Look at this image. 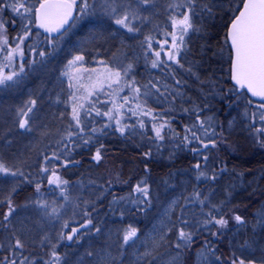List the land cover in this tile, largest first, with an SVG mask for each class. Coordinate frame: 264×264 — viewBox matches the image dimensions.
I'll return each instance as SVG.
<instances>
[{"label": "trees", "instance_id": "trees-1", "mask_svg": "<svg viewBox=\"0 0 264 264\" xmlns=\"http://www.w3.org/2000/svg\"><path fill=\"white\" fill-rule=\"evenodd\" d=\"M91 1L89 0L90 3ZM172 2L174 4L183 0H172ZM170 5L172 4L163 8L165 20L170 21L171 15L177 19L182 18L175 13L172 14ZM240 6L241 0H195V15L191 16V22L197 30L190 29L187 36H184L185 48L178 57L183 67L175 64L174 61H169L168 64L161 63L156 68L151 64L152 60L156 59L154 53L157 51L161 52L160 61L167 59L166 52L171 46V40L169 38L168 43L165 44V33L174 31L170 25L164 26L162 30L154 29L148 35L141 30L137 32L142 40L143 51L148 56L141 64H131L129 77L135 78L141 93L146 91L143 85H149L151 89L149 82L158 84L160 95H156L155 89H151L149 96H141L140 99L143 110H150V114L140 115L141 110L138 109V114L132 115L128 111L129 106L125 105L120 109L118 118L121 121L120 126L128 127L121 133L114 121L109 122L108 117H98L93 112L91 116L85 118L83 112L81 124L84 132L80 133L79 137L73 136L71 140L65 139L64 146L56 152L60 159L53 160L48 166L55 168L58 175L67 180L68 184L79 183L98 187V194L90 197L91 201L88 200L89 203L84 209V223L80 221L70 226L68 230L77 229L80 236L76 235V237L87 234V231L81 232L83 224L87 225V222L91 221L93 227L95 225L99 228L110 218L131 219L138 223L140 229L144 228L155 212L154 197L151 195L153 188L157 187L163 195H166L178 187L177 175L187 173L194 182L183 192L179 210L187 211L189 219L193 218V221H189L192 230L187 229V231H191L194 235L190 247L179 250L176 264L212 262L230 264L233 259L243 260L244 264H264L242 257L237 253L236 248L238 243L243 245L252 240V234L261 227L264 216V146L258 143V140L264 141V136L255 131L256 128L264 127L259 119L264 113L260 105L264 103L253 99L244 89L233 84L232 51L229 43L226 42L229 23ZM2 15L4 20L18 18L22 25L25 23L24 18L11 9ZM20 26L18 24L17 28ZM11 30L12 27L8 28L7 35L10 44L15 47L12 38L18 34L23 35L24 29L20 28L18 33ZM175 33L180 36L179 30ZM146 37H151V49L145 42ZM47 38L49 37L40 33V37L34 40L30 49L28 48L30 34L21 45L25 52L23 61L37 51H46ZM42 43L45 48L40 47ZM1 55L6 56L7 53L0 54V60L5 57L2 58ZM3 63L6 61L3 60ZM15 63L17 66L13 68L14 70L21 60L17 58ZM129 64L122 68V73ZM189 68L191 72L187 71ZM125 82L122 79L121 85ZM121 85L115 84L104 93L111 94ZM124 95H128L131 100V93L127 88L119 92V96ZM112 98L117 99L118 103L122 102L118 97L97 95V93L89 100L95 103L96 109L104 112L111 109ZM135 104L136 101L131 102L132 107H135ZM89 107L88 101L85 108ZM197 113L200 119L205 121L204 127L209 129V133L213 129L217 133L213 137L216 146L214 148L210 146L200 153L192 151L200 147L197 142L193 141L189 144L182 140L185 127H191L196 123ZM234 114L243 121V129L227 134L226 121ZM141 121L144 124L143 128L139 127ZM109 124V127H104L103 132L93 134L91 131L93 128H101ZM162 124L164 127L161 135L164 139L159 140L155 138L153 126L159 128ZM133 125L135 127H132ZM71 131L76 132L78 129L73 127ZM193 131H197V135L204 139L202 131L195 128ZM177 133L179 136L176 135ZM84 141L88 143L85 144ZM205 143H208L207 139ZM101 145H103L102 159L97 162L93 157ZM145 153L151 154L145 156ZM203 156L208 157L207 165L202 159ZM65 161H67L66 166L61 167ZM197 163L209 177L215 175L216 179L197 180V171L194 168ZM38 178L39 176L35 175L34 179L33 168L28 175L22 176L24 183L12 198L16 207L20 206L22 200V203L25 201L24 193L27 189L30 190L33 199V195L36 194L35 185L39 183L36 182ZM40 178H43L45 183L44 185L40 182L41 189L55 187L48 184V179L51 178L50 172ZM142 180L148 186L147 197L135 191L136 184ZM250 180H253L252 184H249ZM143 186L142 184L141 187ZM195 192L200 193L199 199L193 196ZM200 200H204V203L201 204ZM26 203L27 201L22 206ZM6 210L7 204H0V213ZM208 212H211L216 219L223 218L228 223L223 227L214 222L205 223L210 219ZM236 215L242 217V223L234 219ZM91 227L89 225L88 229ZM15 238L11 224L0 227V244L4 245V249L0 248V261H3L4 257H9L16 259L19 264V260L25 256L29 261L50 259L47 253L51 247L47 245L43 247L34 244L25 245L24 249L15 252L12 246L5 249L8 244H14ZM61 245L65 246L63 243ZM174 245L155 253L157 259L152 261V264H167L177 255ZM148 260L144 264H148Z\"/></svg>", "mask_w": 264, "mask_h": 264}, {"label": "rangeland", "instance_id": "rangeland-1", "mask_svg": "<svg viewBox=\"0 0 264 264\" xmlns=\"http://www.w3.org/2000/svg\"><path fill=\"white\" fill-rule=\"evenodd\" d=\"M37 2V0H29L26 6L37 8ZM77 2L79 4V0ZM120 2L123 4L131 2L132 7L137 9L139 19L132 21L130 25L137 31L129 32L116 25L113 18L103 11L101 7L103 0H96L94 7L89 9L87 15L81 16L78 12L77 17L80 18L73 20L69 24L71 27L69 25L65 27L67 31L62 29V35L59 33L55 37L47 38V50H44L43 57L37 54L38 51L29 55L23 61L24 71L12 81L0 85V159L12 171L19 168L24 175H28L33 168L34 179L35 175L39 176L36 182H42L45 185L40 176L46 173H42L41 169L48 167L49 163L44 157L52 156L53 152L56 153L61 146H64L69 126L74 123L71 120V104L69 103L72 94L75 93L78 98L77 105L83 104L85 107L89 99L96 94L93 92V95L88 97V92L92 91V85L98 86L103 81V91L109 89L106 81L108 70L113 72L119 70L122 73V68L126 64L137 65L146 61L148 55L143 51L142 40L137 35L138 31L141 30L148 35L154 29L162 30L167 25L172 27L171 22L165 20L166 15L163 10L164 7L173 4L172 0H149L146 5L137 4L136 0H120ZM92 3L93 0L90 4ZM23 20L26 22L25 19ZM17 27L18 25L13 26L11 31L18 33L21 27ZM34 37L36 38H33V41L31 38L29 42L32 46L34 40L40 37L39 30ZM40 47L45 48L44 44ZM76 54L83 55L84 61L75 66L66 67L68 61ZM4 56L1 55L2 58ZM3 60H0V63H3ZM12 70L19 72V67ZM65 72L68 75H64ZM70 77L76 79H70ZM70 83L72 87H69ZM81 85L87 87H81ZM114 85L115 83L112 87ZM32 100L36 101L32 106L33 111L28 114V117L20 116L19 110H26V105L31 106L29 102ZM83 112L84 110L80 109L81 120H83ZM29 117L31 118L29 127L20 128V120ZM240 129H243V121L234 114L226 121V132L233 134ZM177 181L178 187L166 195H163L157 187L153 188L151 195L154 197L155 212L144 228L140 229L138 223L131 219L110 218L99 228L95 225L93 227L89 222L87 225L83 224L81 232L87 231V234L79 238L76 237V235L80 236L79 232L73 233L68 230L70 226L80 221L84 223V209L91 201L90 197L98 194V187L70 183L66 186L67 200L56 187L41 189L42 196L35 194L32 199L27 195L26 199L24 198L25 201L22 203V200L20 206L17 205V212L11 218L14 236L23 240L25 245L51 247L47 253L49 258L55 246V251L61 256V264H144L150 257L144 259H138V257L146 250L151 251L153 242L159 245L153 251V255L177 242L175 229L168 233L164 240L160 239L167 227L178 223V218L181 216L188 223L193 221V218L189 219L187 211L179 209L183 192L188 190L194 179L187 173H179ZM252 182L253 180H250L249 184ZM23 183L22 176L0 174V200L8 196L13 187L17 192ZM16 192L12 193V198ZM38 198L56 207L59 210V217L45 216L40 209L30 203L31 200ZM26 201L27 203L22 206ZM173 201L176 203L173 204ZM61 205L63 207H60ZM65 224L67 227L64 226ZM89 225L93 228L88 229ZM129 225L138 229L140 239L122 247L123 230ZM187 229L192 230L191 227L185 230ZM68 235H72L73 238L61 239V236ZM252 235L250 242L236 245L237 253L247 259L264 263V216L261 227ZM61 242L65 246H62ZM11 246L13 245L8 244L5 249ZM31 261L35 264L46 262L43 259Z\"/></svg>", "mask_w": 264, "mask_h": 264}, {"label": "snow or ice", "instance_id": "snow-or-ice-1", "mask_svg": "<svg viewBox=\"0 0 264 264\" xmlns=\"http://www.w3.org/2000/svg\"><path fill=\"white\" fill-rule=\"evenodd\" d=\"M96 0H93V3L90 4L89 0H79V4L77 0H42L39 4L38 8H34L32 6H26L29 4V0H0V54L7 53L4 57L6 63H0V85L4 84L7 81H12L14 77H17L19 73L24 71V63L23 58L25 55L24 49L21 45L24 43L25 39L31 34V28L29 25L33 24V18L40 28L45 29L46 32L49 34L51 33H61V30L67 31L65 29V25L69 24V20L79 19L80 17H73L72 12L74 9H77L78 12L83 15H87L89 9L94 7ZM137 4L146 5L149 3V0H136ZM242 7L238 8V15L234 17L231 21V26L227 33V41L230 42V47L232 49V60H231V79L235 81L236 86L241 89L247 88L248 91L252 93L254 96L264 97V0H241ZM103 11L113 18V21L116 25L121 26L122 28L127 29L129 32L137 31V29H133L130 25L131 22L134 20L139 19L137 15V9L132 7L131 2L128 4H123L120 0H103L101 5ZM171 11L176 14V16L182 17L180 19L175 18V16L170 17V22L173 29H178L180 32V36L178 37L173 32L165 33V44L168 43V39L171 40V46L166 52L167 59L164 61H160L161 52L157 51L154 53L156 59H153L151 64L153 68L159 67L161 63L168 64L169 61H174L175 64L183 67L180 64V59L178 57L181 54V50L185 48V40L184 36L187 35L188 31L192 29L196 31L193 27L191 22V16L195 15L194 7H195V0H183V2H176L169 6ZM11 9L12 12L17 14L18 16L24 18L26 23L23 25V35H19L17 37H13V40L16 41L15 47L9 42V37L7 35V24L9 22L3 19V13ZM14 23V21H13ZM71 27V25H69ZM63 33H61L62 35ZM39 35V33H37ZM51 42V40H50ZM145 42L148 44L149 49H151V37H146ZM31 45L29 48L31 49ZM34 51V49H32ZM39 56L43 57L45 55L44 52L37 53ZM19 58L21 63H19V72L13 71L12 69L15 68L17 65L15 61ZM85 57L81 54L73 55L72 59L68 61L66 67H72L76 64L83 62ZM171 66V65H169ZM5 69H8V72L5 73ZM132 70V65L129 64L124 70L123 73L121 71H111L108 70V75L106 77L107 86L109 89L112 88V84L115 83L117 85H121V80L124 79L126 82L123 83L118 90H114L113 93H104V82L101 81L99 85H92V91L88 92V97L90 98L93 95V92L98 94H105L118 97L121 103L117 102V99L112 98L110 99V103L112 105L111 109L108 111L101 112L100 110L96 109L95 103L89 100L90 107L85 108L83 104L77 105L76 101L78 98L76 97L75 93L72 94L71 100L69 103L71 104V120L74 122L72 125L69 126V131L67 133V138L69 140L72 139L73 136H80V133L84 132V127L81 124V115L80 109L84 110V117L87 118L91 116L93 112H95L96 116H105L108 117L109 122H115V124L119 127V131L123 133L125 128L128 127L120 126L121 121L118 118L120 116V109H123L125 105H128V111L132 115H137V110L140 109V115H149V111H144L142 108V104L140 103L141 96L147 97L150 95L151 89H155V94L160 95L158 84H152L151 89L149 85H143L146 89L145 92L141 93V88L137 86L135 78L129 77V73ZM187 71L191 72V68L187 69ZM64 75H68L67 72ZM70 79H76L75 77H70ZM179 83V81H177ZM69 87H72L71 83ZM81 87H87L81 85ZM127 88L131 93V100L129 99L128 95L119 96V92L124 91ZM165 89L167 90V86L165 85ZM136 101L135 107L131 106V102ZM36 103L35 100L29 102L28 106L26 105L25 109L19 110V115L22 117H28V114L33 111V107ZM107 103V102H103ZM261 109H264V104L260 105ZM187 111V110H185ZM29 119H21L19 122L20 128H27L29 127ZM155 119V117H153ZM210 119V118H209ZM260 122L264 124V113H262L259 117ZM205 121L201 120L199 114L197 113L196 123H194L191 127H185V135L182 137L183 142L192 143L193 141L197 142L200 147L194 148L192 151L194 153H200L203 150L209 149V147H215L216 141L213 137L217 135L215 130L213 129L211 133H209V129L204 127ZM109 125H104L101 128H93L91 131L93 134L96 132H103L104 127H109ZM75 127L78 131L73 132L71 129ZM132 127H135L133 125ZM139 127L143 128V122H139ZM155 138L159 140H163L164 136L161 135V130L163 129L164 125H160L159 128H155ZM197 129L198 131H202L204 135V139H202L199 135H197V131H193V129ZM256 133L261 136H264V127L256 128ZM179 136V134H176ZM205 139L208 140V143H205ZM85 144L88 141H84ZM262 146H264V141L258 140ZM97 148L96 153L93 157L95 161H100L102 159L101 156V149ZM151 153H145V156H149ZM47 163H51L53 160H59L60 156L53 152L52 156L44 157ZM202 159L205 161L207 165L208 157L203 156ZM67 161L61 164V167L66 166ZM194 168L197 171L196 179L200 180L201 178L204 179H212L215 180L216 176L213 175L209 177L207 173L201 170V165L199 163L194 165ZM224 169H221L223 171ZM42 173H51V178L48 179L49 185H54L61 195L64 197L65 200L68 199L66 194V186L68 185V181L62 179L55 168L45 167L41 169ZM0 174L3 175H10V176H24V172L17 168L15 171L3 162L0 159ZM144 185L141 187V185ZM135 191L142 193L143 196H148V186L145 181H140L135 186ZM16 192V188L13 187L11 192L8 196L4 197L3 200H0V204H7V210L3 213H0L2 216V221H0V227H6L8 224H11V218L15 216L17 212V207L13 204L12 200V193ZM35 192L38 196H42L43 193L41 192V185L40 183H36L35 185ZM193 196L199 199L200 193L195 192ZM205 199H207L205 197ZM116 202V201H114ZM135 203V201H133ZM31 204H34L38 209L42 211L45 216L48 217H59V210L56 207H52L47 201L43 199H35L30 201ZM176 201H173L175 204ZM200 203L203 204L204 200H200ZM60 207H63L61 205ZM215 207V206H213ZM51 208V211H49ZM207 215L210 217L209 220L205 221V223H215L220 225L221 227L225 226L228 221L220 218L216 219L212 216L211 212H208ZM234 219L237 222H243L242 217L239 215L234 216ZM91 223V221H89ZM163 225V221H161ZM67 227V224L64 225ZM83 227V225H82ZM188 221L183 218V216L178 218V223L172 225V227H167L166 231L163 236L160 237L161 240H164V237L168 234L173 232L175 229L176 234V243L174 247L177 249V255L172 257L167 264H176V261L179 259V250L181 248L190 247L191 243L193 242V233L191 231H186V228H190ZM155 230V229H154ZM73 233L77 232V229H71ZM99 231V229H97ZM68 239L71 240L73 237L72 235H68L67 237L61 236V239ZM46 239V238H45ZM140 237L138 236V229L129 225L126 229L123 230V245H128L130 242L134 243L136 240H139ZM4 247L3 244H0V248ZM13 251L18 249L25 248V242L21 240L19 237L15 238V242L13 244ZM159 245L153 242L152 250H146L141 254L138 259H144L150 257L151 259L148 260V264H152V261L157 259V256L153 255V251ZM123 256V253H121ZM18 264L16 259H11L9 257H4L3 261H0V264ZM35 264L34 261H29L28 257H23L19 260V264ZM45 264H61V256L55 251V246L50 253V259L45 262ZM230 264H244L243 260L233 259Z\"/></svg>", "mask_w": 264, "mask_h": 264}, {"label": "flooded vegetation", "instance_id": "flooded-vegetation-1", "mask_svg": "<svg viewBox=\"0 0 264 264\" xmlns=\"http://www.w3.org/2000/svg\"><path fill=\"white\" fill-rule=\"evenodd\" d=\"M34 1V0H33ZM38 1V0H37ZM5 21H7V22H9L8 24H7V29L8 28H11V27H13V26H16V25H18L19 24V26L21 27V29H22V27H23V25L21 24V22L18 20V18H12V19H7V20H5ZM13 21H14V23H13ZM18 23V24H17ZM26 23V22H25ZM25 23H23V24H25ZM29 27L31 28V38H32V41H33V38H36V37H34L35 35H36V30H38V27H37V24H36V21H34L33 20V24L32 25H29ZM17 37V36H16ZM12 42H13V44H16V41L15 40H13V38H12ZM8 69H5L4 71H5V73L6 72H8L7 71Z\"/></svg>", "mask_w": 264, "mask_h": 264}, {"label": "water", "instance_id": "water-1", "mask_svg": "<svg viewBox=\"0 0 264 264\" xmlns=\"http://www.w3.org/2000/svg\"><path fill=\"white\" fill-rule=\"evenodd\" d=\"M242 7V6H241ZM75 12H76V9H74L73 10V12H72V16L74 17V15H75ZM239 13H237V15H238ZM71 20V19H70ZM69 20V21H70ZM38 23V22H37ZM39 26V25H38ZM230 26H231V23L229 24V27H228V31H229V28H230ZM40 28V27H39ZM40 29H42L45 33H47V34H49L48 32H46L45 31V29H43V28H40ZM228 31H227V33H228ZM229 45H230V42H229ZM231 48V47H230ZM231 51H232V49H231ZM232 82H233V84L236 86V84H235V81H233L232 80ZM238 87V86H237ZM245 90H246V92L251 96V97H253L255 100H258V101H262V102H264V97H260V96H254V95H252V93L250 92V91H248L247 90V88H244Z\"/></svg>", "mask_w": 264, "mask_h": 264}, {"label": "bare ground", "instance_id": "bare-ground-1", "mask_svg": "<svg viewBox=\"0 0 264 264\" xmlns=\"http://www.w3.org/2000/svg\"><path fill=\"white\" fill-rule=\"evenodd\" d=\"M254 178H256V177L254 176ZM164 179H165V178H164ZM162 181H163V179H162ZM24 194H25V196L28 195V197H31V195H32V194L30 193V190H28V189L25 190V193H24ZM30 261H31V260H30Z\"/></svg>", "mask_w": 264, "mask_h": 264}]
</instances>
